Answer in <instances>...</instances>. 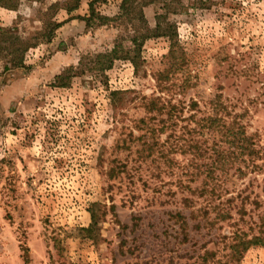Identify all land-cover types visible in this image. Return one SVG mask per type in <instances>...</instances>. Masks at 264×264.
Masks as SVG:
<instances>
[{
    "label": "rangeland",
    "instance_id": "374dc122",
    "mask_svg": "<svg viewBox=\"0 0 264 264\" xmlns=\"http://www.w3.org/2000/svg\"><path fill=\"white\" fill-rule=\"evenodd\" d=\"M77 1L0 4V28L37 43L26 68L0 48V264H264V246L233 249L264 235V0H100L106 25L84 20L93 0L68 13ZM158 14L175 60L151 36ZM49 20L62 26L47 42ZM116 44L140 45L137 73L102 69ZM209 116L244 131L250 154L203 128Z\"/></svg>",
    "mask_w": 264,
    "mask_h": 264
},
{
    "label": "trees",
    "instance_id": "16d2710c",
    "mask_svg": "<svg viewBox=\"0 0 264 264\" xmlns=\"http://www.w3.org/2000/svg\"><path fill=\"white\" fill-rule=\"evenodd\" d=\"M98 1L100 0H93L89 3V16L84 17V20L89 25L91 23H96L98 25H106L110 21H113V19H111L110 17L101 15L99 12L96 11L94 4ZM170 1H173V0H145L144 3H141L138 5L140 7L139 11H143L142 8H144L146 5L157 4V3L160 4L161 10L162 9L167 10L171 4ZM3 2L4 0H0V4H2V6H4L5 8H9V9L16 8V5L6 4ZM79 4L80 3L78 0L77 3H75V5L71 7L66 6L65 9L67 10L68 13H71L74 10L79 8ZM134 4H138V0H122V3L120 5V10L130 11V9L132 8ZM141 18L143 21H145L143 14L141 15ZM156 19H157L156 28L154 31H152V35L151 34L149 35L155 36V37H161V36L168 37L171 40L169 58L170 60H175L176 59L175 54L177 53V44H178L177 38H176L177 36L176 31H174L173 25L167 22L166 15L158 14ZM61 26H62V23L49 20L46 25V30L40 34V39L41 40L43 39V41L49 42L53 38L56 30H58ZM149 35H144L143 38L146 39L149 37ZM3 43L7 44V46L2 47ZM36 45L37 43H30L29 41H25L21 37L15 35L12 29L0 28V48H3L4 50L8 51L9 52L8 54L12 56V58L8 61L9 63H7L8 65H6V68H8V66H10V68L11 67L26 68L27 66L25 65V54L30 48L35 47ZM139 52H140V45L139 47L136 46L133 49L130 48L126 50L123 47V45L116 44L114 48L106 55V61L105 63H103L102 69H111L116 60H129L133 64L135 72L137 73L139 70V65H140L138 61V59L140 58ZM171 65L173 66L172 68H174L177 65V63L174 62ZM73 70H74V67H70L56 77V79L60 80V83H58L60 87L67 86L68 84L67 80L71 78V72H73ZM164 73L165 72L159 73L158 78H157L158 82L166 80L164 77L165 76ZM120 93L121 91H113L112 96L120 94ZM122 93L124 94L126 92L122 91ZM158 101H159V98H154L148 101V104L146 105V107L149 112H152L154 110L161 112L163 110L164 106H159ZM193 105L196 106L197 103L195 102L193 103ZM141 121L145 122V119H142ZM201 121H202L203 128H207L209 131L222 132L223 134H225V136H228L232 139L234 138L235 140H237V142H233V144L240 143L241 145H238V146L241 152L242 153L248 152V154H250L249 150H252V149L249 147L250 146L249 138L245 135L244 131L240 130V128L237 132H234V129L230 126L219 125L218 123L222 121V118H219V117H211V116L204 117L202 118ZM222 129H225V130H222ZM191 147L197 148L193 146ZM215 152L218 154H222L217 149L215 150ZM251 154H252V151H251ZM179 216H181L180 213H179ZM92 219H94L93 214H92ZM253 246H264V235H256L252 237L251 239H243L242 241L238 243L236 242V244H234L233 246V249L235 250L236 254L237 253L240 254L242 251H246L247 249Z\"/></svg>",
    "mask_w": 264,
    "mask_h": 264
},
{
    "label": "crops",
    "instance_id": "0c3cea01",
    "mask_svg": "<svg viewBox=\"0 0 264 264\" xmlns=\"http://www.w3.org/2000/svg\"><path fill=\"white\" fill-rule=\"evenodd\" d=\"M88 2H89V0H81V2H80V7L82 8V10H83V6H85L84 7V9L86 8V6L88 5ZM86 13H88V11H73L72 12V14H86Z\"/></svg>",
    "mask_w": 264,
    "mask_h": 264
}]
</instances>
